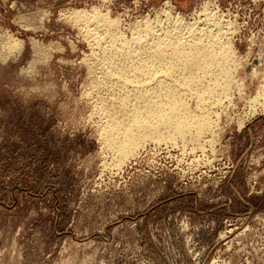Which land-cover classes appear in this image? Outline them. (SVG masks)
I'll return each mask as SVG.
<instances>
[{
  "label": "rangeland",
  "instance_id": "obj_1",
  "mask_svg": "<svg viewBox=\"0 0 264 264\" xmlns=\"http://www.w3.org/2000/svg\"><path fill=\"white\" fill-rule=\"evenodd\" d=\"M205 9L236 52L211 130L118 159L115 43ZM263 43L264 0H0V264H264Z\"/></svg>",
  "mask_w": 264,
  "mask_h": 264
},
{
  "label": "bare ground",
  "instance_id": "obj_2",
  "mask_svg": "<svg viewBox=\"0 0 264 264\" xmlns=\"http://www.w3.org/2000/svg\"><path fill=\"white\" fill-rule=\"evenodd\" d=\"M203 11L205 23L200 24L205 25L204 28H200L199 23H185L180 15L170 16L167 18L171 19L172 30L166 29L173 33L168 35L169 31L163 38H160L161 32L157 33L159 40L155 42L152 39L155 43L149 42V36L152 38L155 30L148 24L150 22H146L145 31L142 30L144 35L139 32L136 37L133 35L131 41L120 46L115 43V54L108 58L106 75L122 83L128 92L120 109L107 114L108 121L102 137L118 159H128L147 140L171 142L183 137L198 143L211 130L209 110L214 105H221V98H225L222 96L227 95L228 84L233 82L229 61L236 56V52L233 45L226 41L229 37L220 18L206 9ZM99 14H85L83 19L100 17ZM229 24L231 27L232 23ZM122 53L126 56L121 59L122 63H132L130 68L125 69L119 64ZM251 71L255 73V67ZM151 83L156 86L150 87ZM187 96L195 97L194 110L190 109ZM253 98V101L264 100V89Z\"/></svg>",
  "mask_w": 264,
  "mask_h": 264
},
{
  "label": "water",
  "instance_id": "obj_3",
  "mask_svg": "<svg viewBox=\"0 0 264 264\" xmlns=\"http://www.w3.org/2000/svg\"><path fill=\"white\" fill-rule=\"evenodd\" d=\"M258 63V62H257Z\"/></svg>",
  "mask_w": 264,
  "mask_h": 264
}]
</instances>
